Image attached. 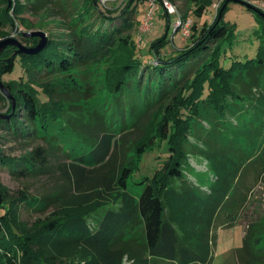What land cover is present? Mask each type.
<instances>
[{
  "label": "trees",
  "instance_id": "trees-1",
  "mask_svg": "<svg viewBox=\"0 0 264 264\" xmlns=\"http://www.w3.org/2000/svg\"><path fill=\"white\" fill-rule=\"evenodd\" d=\"M143 1L123 0L110 15L100 0H33L38 19L32 22L22 15L27 6L0 0V27H15L26 46L38 37L22 32L50 23L60 29L49 28L36 53L7 45L0 54V81L14 99L0 88L6 102L0 169L23 181L56 175L59 184L33 193L0 182V264H123L124 258L129 264H211L214 218L228 210L224 224L233 225L248 176L264 175V18L257 58L224 68L221 47L233 37V25L223 20L230 0H220L210 22L199 28L193 22L188 43L167 56L162 49L171 41L172 22L164 10V30L147 47L151 62L141 59L131 31ZM190 1L197 17L211 3ZM106 50L101 82L72 72ZM17 64L20 75L4 80ZM158 111L163 117L149 132ZM197 129L202 136L195 150L211 175L197 176L195 185L184 164ZM7 142L23 151L7 153ZM162 142L166 156L132 194L127 185L136 164ZM24 212L36 216L27 219ZM260 242L264 247V221L247 226L235 249L237 264H264Z\"/></svg>",
  "mask_w": 264,
  "mask_h": 264
},
{
  "label": "rangeland",
  "instance_id": "rangeland-1",
  "mask_svg": "<svg viewBox=\"0 0 264 264\" xmlns=\"http://www.w3.org/2000/svg\"><path fill=\"white\" fill-rule=\"evenodd\" d=\"M177 11V14L171 15V30L169 31V38L171 41L168 45L162 49V55L167 56L169 53L175 54L176 49L184 47L188 43V36L191 33L190 26L193 22L198 24V28L201 27L202 21L210 22L212 20L213 11L215 10L220 2V0H211L210 5L207 7L205 13L202 17H197L192 12L195 7L190 0H170ZM209 1V0H207ZM251 5L256 0H244ZM33 0H14L13 5L21 6V8L26 7L23 13L25 18L34 22L38 19L37 13H35V7L32 5ZM101 7H107L111 11L110 15H115V9L117 7L123 6V0H100ZM254 6V5H253ZM163 7L159 3V0H144L138 5V10L134 16V25L132 27V34L136 44L139 46V55L143 60L153 61L152 55L147 51L148 44L151 40L158 37L164 30V15ZM186 11V20L188 23L186 29L188 34H183V28L177 26V30L174 31V23L177 15H182ZM44 14V12L42 13ZM147 14H150V19L147 20ZM223 20L228 24L233 25V37L230 43L226 42L221 47V54L219 62L224 68H228L232 65L234 61L246 62L250 59H256L259 49L260 38L257 37L262 33L260 15L247 7L246 5L238 2L229 1L227 8L223 12ZM51 19L48 20L50 22ZM24 30L23 27H21ZM50 30H60L55 27V23L47 24L46 26L34 27V30H43L48 35ZM21 30V29H20ZM260 36V35H259ZM7 37H16L20 39L16 28H11L10 26L0 27V40ZM39 39V38H38ZM21 40V39H20ZM22 41V40H21ZM111 51L106 50L104 53L99 54L96 57L89 58L83 65L77 67L72 72L85 82H98L103 80L104 73V62L110 57ZM22 69L19 64L15 71L11 74H6L3 76L4 80L17 78ZM262 87L264 88V76L261 79ZM106 91V90H105ZM104 92V91H102ZM109 95L108 93L106 94ZM40 96L44 99L45 96L40 93ZM6 110V102L0 98V112ZM163 117L162 111L155 112L153 115V121L150 123L151 129L149 132L156 131L158 123ZM132 134V135H131ZM130 134V138L138 136V131ZM202 136V132L199 129L196 130L195 135L190 136V143L187 145L189 148V154L186 157V162L184 164V172L186 178L192 181L195 185L198 184L199 176L201 174L211 175L209 164L204 159L203 156L198 155L195 148L200 145L197 141L198 137ZM196 137V138H195ZM19 143L7 142L4 144V148L7 153L11 155H17L23 151V147ZM222 146V145H221ZM213 148V146H211ZM207 148V146H204ZM187 150V151H188ZM166 144L164 142L161 145H156L155 147L147 149L145 153L141 156L140 160L136 164L132 174L128 178L127 189L134 195H138L142 190L141 184H136L145 176H150L158 165L166 156ZM132 164L137 161V156L134 151L130 154ZM133 166V165H132ZM204 179V178H203ZM205 180V179H204ZM0 182L8 187L11 191L17 190L19 188H27L33 193H43L51 188L58 186V178L56 175H43L38 179H30L23 181L16 177L11 176L4 169H0ZM201 189L205 187L199 185ZM246 192V197L243 205L238 209L236 218L233 225H225V216L228 210H221L214 218L212 233L215 235V245L213 248V257L211 264H237L235 257V249L242 244V237L245 233L247 226L249 224H257L264 221V175L259 174V172H251L248 176V189L244 190ZM23 216L27 219L34 218L36 214L23 213ZM98 216V215H97ZM259 250L264 252V247L261 246V242L258 247ZM123 264H129L128 260L124 258ZM158 264H169L158 262ZM174 264V263H171Z\"/></svg>",
  "mask_w": 264,
  "mask_h": 264
},
{
  "label": "water",
  "instance_id": "water-1",
  "mask_svg": "<svg viewBox=\"0 0 264 264\" xmlns=\"http://www.w3.org/2000/svg\"><path fill=\"white\" fill-rule=\"evenodd\" d=\"M230 1L242 3V4L246 5L247 7L251 8L252 10H254L255 12H257L260 16H262L264 18V13L261 12L260 10H258L257 8H255L250 3H248L244 0H230ZM22 35H24V36H35V37H38L39 39L34 46H26L23 43H21V41L16 37L3 38L0 40V54L5 49V47L7 45L16 46L17 47V49H16L17 53H26V54L36 53V52L40 51L47 43V35H46V32L43 30L24 31V32H22ZM0 88L2 89L4 94H6L8 96V98L11 99L12 104H14L13 97L9 94V92L3 86L1 81H0Z\"/></svg>",
  "mask_w": 264,
  "mask_h": 264
},
{
  "label": "built area",
  "instance_id": "built-area-1",
  "mask_svg": "<svg viewBox=\"0 0 264 264\" xmlns=\"http://www.w3.org/2000/svg\"><path fill=\"white\" fill-rule=\"evenodd\" d=\"M161 4L162 7L164 8V10H166L168 12V14H177L176 8L174 6V4L170 1V0H161ZM253 5L260 10L261 12L264 13V0H256ZM150 14H147V20L150 19ZM188 23V20H183L181 18V16L178 14L177 18L175 20L174 23V30L177 29V26H181L183 28V34L187 35L188 34V30L186 29V25Z\"/></svg>",
  "mask_w": 264,
  "mask_h": 264
},
{
  "label": "crops",
  "instance_id": "crops-1",
  "mask_svg": "<svg viewBox=\"0 0 264 264\" xmlns=\"http://www.w3.org/2000/svg\"><path fill=\"white\" fill-rule=\"evenodd\" d=\"M163 15H164V24H165V20H166V15L164 14V11H163Z\"/></svg>",
  "mask_w": 264,
  "mask_h": 264
}]
</instances>
